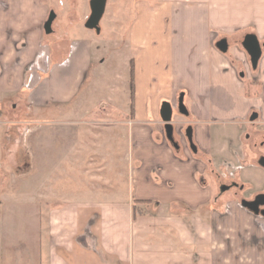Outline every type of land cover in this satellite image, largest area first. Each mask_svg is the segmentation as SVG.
I'll list each match as a JSON object with an SVG mask.
<instances>
[{
    "label": "crops",
    "instance_id": "0c3cea01",
    "mask_svg": "<svg viewBox=\"0 0 264 264\" xmlns=\"http://www.w3.org/2000/svg\"><path fill=\"white\" fill-rule=\"evenodd\" d=\"M44 1L0 0V127L11 124L7 107L19 108L17 102L25 97L27 102L20 105L18 118L42 115L48 124L58 125L59 132L50 135L58 147L50 142L45 151L49 156L57 150L61 156L59 146L66 149V139L70 141L69 154L80 138V90L95 53L90 43L71 40L69 29L61 35L52 30L54 43L48 45L46 36L52 32L45 30L50 11ZM160 1L155 13L172 16L179 12L185 18L151 26L159 44L184 34L192 55L183 66L171 59L168 62L166 57L160 59L161 46L156 44L150 50L146 38L138 41L142 51L137 58L136 86L141 85L144 75L149 89L161 87L160 81H153L147 64L153 61L158 69L159 61L167 62L163 64L172 81L166 84L184 92L197 150L179 155L174 147L175 153L162 132L163 122L155 115L148 117L146 105L137 98L132 128L142 165L134 169L131 198L116 202L90 193L88 198L76 199L61 191V180L52 179V173L43 181L36 177L32 166L39 147L44 153V143L38 147L34 135L27 138L25 158L19 165L18 145L13 150L2 148L0 128V264H264V257L252 252L261 240L245 223L262 224L260 234L264 235V215L234 198L224 201L214 197L204 178L209 167L228 169L238 172L243 186L250 187L246 194L264 192V168L258 162L250 163L244 153L247 135L255 151L264 150V0ZM74 12L67 15L71 24L77 21ZM143 12L139 10L138 16ZM145 20L138 18V24ZM53 25L60 26L57 17ZM248 35L256 36L262 48L257 69L249 71L245 62L248 55L240 46ZM222 44H226V51ZM144 59L146 64L141 65ZM221 103L231 113L217 120L210 110ZM8 133L5 139L11 141ZM55 168L62 174L66 171ZM172 169L175 173L180 170V186L173 182ZM196 178L201 183L195 182ZM178 186L184 193H178ZM136 200L142 203L135 204ZM210 206L219 210L211 213ZM239 217L244 219L235 229L232 226Z\"/></svg>",
    "mask_w": 264,
    "mask_h": 264
},
{
    "label": "rangeland",
    "instance_id": "374dc122",
    "mask_svg": "<svg viewBox=\"0 0 264 264\" xmlns=\"http://www.w3.org/2000/svg\"><path fill=\"white\" fill-rule=\"evenodd\" d=\"M43 3L48 6L50 11L45 21L49 19L52 13H55V19L57 17V23H60V26L57 28L53 25L55 19L53 20L51 24L52 33L46 36L48 45L54 43L53 35L55 31L61 35L69 29L71 40H83L90 43L94 49L93 53L95 55L92 56L94 62L80 90L79 101L81 107H79L78 111L81 113V117L79 118L81 123L78 126V131L77 129L74 130L79 132L80 138L77 141L75 149L69 150V154L67 152L69 156L66 154V149H69V139L68 141L66 139V149L61 145L59 146L61 156H58L57 150L48 156V151H45L48 146L45 149V145L51 142L50 144L52 146L56 145L57 149V140L53 139L54 135H50L52 132L54 134L58 133L59 127L56 124H48V119L42 115H36L33 118L23 120L21 118L20 120V111L22 110L19 109L20 105L24 106L27 102L24 97L17 102L19 108L7 107V114L10 115L11 124H3L0 127L3 134L2 148L13 150L14 146L18 145L19 148L16 152L17 162L19 165L23 164L22 160L25 158L23 156L25 140L34 135L35 139L37 138V141H35L38 147L44 143L42 145L44 153L40 151L41 147H39V154H36L35 162L32 166H35V174L36 177H40V181L45 175L52 173L50 177L55 180H61L59 183L60 186L63 185L61 191L66 192V195H69V197L84 199L88 198L91 193L92 196L94 194L99 195V197L103 196L104 200L105 198L106 200L114 198L116 202L125 201V199H129L132 196V187L135 185V178H133L134 169L138 165H142V162L138 159V151L136 149L137 134L132 128L135 126L133 121H135L136 116L134 117L131 114L130 61L132 59L136 61L137 69V58L142 51L138 41L142 42L146 38L147 42H150V50H153L156 44L162 47L160 52L158 51V55L161 53L160 59L166 57L168 58V62L171 59L172 63L186 66L187 60L191 57L192 53L190 45L185 40V35L178 34L175 41L168 42V40H165L159 44V39L155 37L157 35L156 30L151 27H154L158 23L178 22L184 20L185 17L179 12L174 13L172 16H160L159 13H155L154 11L161 6L160 0H107L104 15L99 22L100 31L97 32L96 30H88L86 28V22L91 15V0H45ZM139 10L144 11L140 17L138 16ZM69 11H75L73 15L77 19V21L73 20L72 24L67 17ZM138 18L146 20L139 25ZM146 23L148 26L145 27ZM234 45L232 44V46ZM97 46L99 47L98 49ZM240 46L243 47L242 44ZM243 51L248 55L244 48ZM230 53L233 55L231 51ZM232 58L234 59V57ZM141 62V65L146 64L145 59ZM163 62L166 65L167 62ZM163 62H158V66H156L158 69H154L153 61L147 64L153 81H160L161 87L154 90L149 89L148 85H144V75L143 78L140 77L141 85L136 86V98L140 99L147 107L144 109L145 114L149 115L148 117H154L155 115L159 122H163L160 114L163 102H169L171 105L177 106V100L181 96L185 106H187L185 97H182L184 96V92H176L172 89V86L166 84L170 83L172 79L170 73H168L170 71L164 67ZM245 62L249 64L248 71L249 69L251 70L249 55L245 59ZM241 67H244L242 63ZM243 71H245V68H242ZM256 77H258L257 74ZM229 94L230 96L233 95V93ZM230 110L227 105L225 107L221 103V105H213L210 111L214 112L213 114L216 115L217 120H221L230 116ZM53 116H55V120H58L59 115L55 114ZM173 121L175 136L180 145L182 144L183 150L179 148L181 151L178 150L180 152L178 153L174 149L167 138L166 131L164 130L165 125L162 124V132L165 139L175 153L184 155L181 152H187L191 155V150H197L194 139V128L188 123L191 120H189L188 115L185 117L174 111ZM145 128H147L146 124L142 129L144 130ZM19 129L26 130H23L24 133L20 134ZM190 129H192L193 133L192 141H189L187 136L185 137L187 135L186 132ZM9 131L12 135L11 141H6V134ZM45 134H48L46 136L48 139L45 137ZM246 142L244 143L246 159L250 163L256 164L258 155L264 156V150L255 151L256 147L253 145L252 140L247 139ZM64 154L68 157L63 158L62 155ZM143 158L145 164H149L147 157ZM37 167L42 169L45 167L46 170L45 172L37 171ZM52 167L53 169L55 167L64 168L66 171L63 174L58 169L56 170V168L50 171ZM177 172L179 173V177ZM170 174L172 175L173 182L180 186V178L182 177L180 170H177L175 173L174 169H172ZM16 176L19 181L22 179L20 174ZM204 176L205 180L209 182L214 197L220 196L221 200L227 201L234 198L241 202L243 198L254 196L251 193H245L250 187L244 185V189L241 175L238 172L229 171L228 169L218 171L209 167L204 172ZM198 181L199 178H196L195 182ZM199 182L201 183V181ZM241 189L244 190L241 191ZM177 190L179 194L185 191L181 187L177 188ZM212 209L210 206L209 210H212L211 213L214 210H219V207ZM223 215H226V213L224 212ZM242 219L244 218L239 217L238 220L235 219L232 227L237 229V224H240ZM249 222L251 221L245 220L247 227L255 232L257 239L261 240L259 244L254 246L255 251L252 250V252L260 257H264V243L262 242L264 241V235L260 234V229L263 225Z\"/></svg>",
    "mask_w": 264,
    "mask_h": 264
},
{
    "label": "water",
    "instance_id": "95a60500",
    "mask_svg": "<svg viewBox=\"0 0 264 264\" xmlns=\"http://www.w3.org/2000/svg\"><path fill=\"white\" fill-rule=\"evenodd\" d=\"M106 4H107V0H91V3H90L91 15L86 22V28L90 30H96L97 32L100 31L99 22L101 21L104 15ZM55 16H56L55 13H52L45 25V30L47 33L51 32V24L53 20L55 19ZM242 45L250 57V61H251L253 69H257L259 61L262 57V48L259 43V40L254 35H248L245 37ZM221 49H223V51H226L227 49L226 44H224ZM181 100L183 101V98H181ZM182 106L185 109L183 110V113L185 115H188L187 109L185 108L184 105ZM160 114H161L163 124L165 125L164 128L167 134V138L171 143H174L175 138H174V126L172 122V115H173L172 105L169 102H163L161 106ZM191 130L192 129L187 131V137L189 141H192L193 139V133ZM259 165H261L264 168V158L260 160ZM262 198H264V195H259L257 197V202ZM242 205L245 208L251 211H254L255 213H259L258 210L256 209L257 206H255V202L252 203L248 201H243Z\"/></svg>",
    "mask_w": 264,
    "mask_h": 264
},
{
    "label": "flooded vegetation",
    "instance_id": "af4514ba",
    "mask_svg": "<svg viewBox=\"0 0 264 264\" xmlns=\"http://www.w3.org/2000/svg\"><path fill=\"white\" fill-rule=\"evenodd\" d=\"M222 45H224V44H222ZM250 63H251V61H250ZM251 67H252V64H251ZM253 68V67H252ZM246 71V70H245ZM245 71H243L242 72V75H244L243 77H245V74H246V72ZM182 105H184L185 106V104H184V101H182L181 100V96H180V98L177 100V106H174V105H172V108H173V112L174 111H177V113H180L181 115H184L185 117H187V115H185L184 113H183V110H185L184 109V107L182 106ZM182 106V107H181ZM185 108L187 109V107L185 106ZM187 111H188V109H187ZM188 115H189V112H188ZM254 117H256V115H253V117L252 118H254ZM172 122L174 123V121H173V115H172ZM175 132V131H174ZM187 133V132H186ZM187 135H185V137H186ZM248 136V139H250V135H247ZM174 138H175V141H174V143L172 144L173 145V147H175L176 149H178L179 150V148H180V144H179V141H177V138H176V136H175V133H174ZM256 156H257V154H255ZM264 158V156L263 155H258V157H257V162H258V164H259V162H260V160H262ZM243 186V185H242ZM244 187V186H243ZM242 190H244V189H241V191ZM259 195H264V192L263 193H259V194H255L253 197H250V198H243L242 199V202L243 201H248V202H255V206H257V210H258V212L260 213V214H263L264 215V198H262V199H260L258 202H257V197L259 196Z\"/></svg>",
    "mask_w": 264,
    "mask_h": 264
},
{
    "label": "trees",
    "instance_id": "16d2710c",
    "mask_svg": "<svg viewBox=\"0 0 264 264\" xmlns=\"http://www.w3.org/2000/svg\"><path fill=\"white\" fill-rule=\"evenodd\" d=\"M253 83H256V82L253 81ZM130 91H131V95H130L131 114L134 116L136 112V101H137V98H136V66H135L134 59L130 61ZM246 95L249 96L248 89H247ZM134 203L139 204V203H142V201L136 200L134 201ZM136 214H137V211L136 209H134V216H136Z\"/></svg>",
    "mask_w": 264,
    "mask_h": 264
},
{
    "label": "built area",
    "instance_id": "2783aa9c",
    "mask_svg": "<svg viewBox=\"0 0 264 264\" xmlns=\"http://www.w3.org/2000/svg\"><path fill=\"white\" fill-rule=\"evenodd\" d=\"M245 63V62H244Z\"/></svg>",
    "mask_w": 264,
    "mask_h": 264
}]
</instances>
